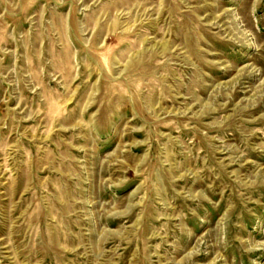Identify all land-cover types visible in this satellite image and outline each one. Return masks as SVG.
I'll list each match as a JSON object with an SVG mask.
<instances>
[{"label":"rangeland","instance_id":"obj_1","mask_svg":"<svg viewBox=\"0 0 264 264\" xmlns=\"http://www.w3.org/2000/svg\"><path fill=\"white\" fill-rule=\"evenodd\" d=\"M0 264H264V0H0Z\"/></svg>","mask_w":264,"mask_h":264}]
</instances>
